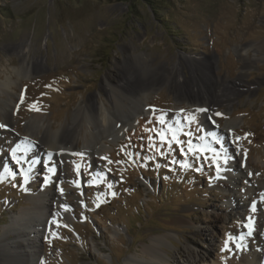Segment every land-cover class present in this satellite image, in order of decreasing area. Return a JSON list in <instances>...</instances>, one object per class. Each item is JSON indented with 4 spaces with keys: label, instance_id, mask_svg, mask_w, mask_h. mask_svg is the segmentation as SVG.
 I'll use <instances>...</instances> for the list:
<instances>
[{
    "label": "rangeland",
    "instance_id": "obj_1",
    "mask_svg": "<svg viewBox=\"0 0 264 264\" xmlns=\"http://www.w3.org/2000/svg\"><path fill=\"white\" fill-rule=\"evenodd\" d=\"M0 89V258L3 232L19 218L25 225L11 227L35 237L33 264H131L163 235L166 264H187L190 250L222 262L244 252L256 263L250 255L264 248V196L252 191L264 182V0H161L154 8L0 0ZM200 91L206 99L192 107ZM116 99L125 110L110 108ZM101 104L112 121L99 126ZM33 116L42 123L31 124ZM80 121L70 147L46 149V127L72 133ZM158 133L181 143H161ZM189 140L209 150L189 152ZM17 145L21 164L11 154ZM211 149L221 154L215 163ZM56 192L62 211L49 206L27 223L21 213L34 198L52 202ZM229 237L235 243L222 251Z\"/></svg>",
    "mask_w": 264,
    "mask_h": 264
},
{
    "label": "bare ground",
    "instance_id": "obj_2",
    "mask_svg": "<svg viewBox=\"0 0 264 264\" xmlns=\"http://www.w3.org/2000/svg\"><path fill=\"white\" fill-rule=\"evenodd\" d=\"M248 63L249 62H247V61H243V65H242L243 72L241 74H243L245 72V69L246 70L249 69ZM240 76H243V75H240ZM0 92H3V91L0 89ZM196 94L197 95L194 98L189 100L190 102L188 101V104H190L192 107L200 106L202 103H200L199 101L201 99H206V98L201 96V95H203V93L201 91L199 93H196ZM213 96L217 97L218 99H220L223 102H229L231 100L230 97H228L227 95H223L221 93H215L214 92ZM181 100L186 101V98L180 99V101ZM1 102L2 101L0 100V103ZM110 102L111 101H107L109 106L111 104H113V108H115V107L118 108L119 106L123 107L124 110L126 108L125 103H121L123 106L119 105L120 101L118 99H116L115 101H113L111 103ZM2 105L5 107L6 102L3 101ZM202 106H205V105H202ZM4 107H3V109H0V113L3 115V118L7 113V111L4 109ZM110 108H112V106H110ZM78 110H80V109H78ZM108 110L103 104H101L98 107L99 114H98V116H97V114H95L96 116H94V118L97 119V121H98L97 123L99 124V126L100 125L102 126L103 124H107V122L112 121L111 117L109 116ZM77 113H79V111ZM90 116L91 115H88L87 119L85 120L86 125L88 123L87 121L92 120V118H90ZM30 123L39 125L42 123V119L39 116L38 117L33 116L30 119ZM82 126H83V122L82 121L78 122L76 124V128L72 131V133L70 132L71 127L62 128V129L57 130V131H52L51 126L46 127L45 142H44L45 144H47V145H45L46 149H50V148H57L58 149V148H61L60 146H64L66 144L70 147L72 145L71 142H75V140H76V137L74 135H76L77 129H79ZM88 128H84V130H83L84 137H86L87 135H90L91 131ZM73 133H74V135H73ZM50 137L52 139H50ZM91 137H93V136L91 135ZM93 141H95V140H93ZM84 144H85V142H84ZM47 151L44 150V152H47ZM33 152L36 153L35 155H37L38 153H39V155H40V153L42 154V152L39 148L37 150H33ZM99 161L100 160L96 158V162H99ZM227 168L230 169L231 166H228ZM1 170L2 171L6 170V165H5L4 160L0 161V171ZM231 180H233V178H230L228 180V183L231 184ZM232 184H234V183H232ZM225 185L226 184L223 182L218 184V186L220 188L225 187ZM252 191L254 192L253 194H255L256 196H261V194L264 193V182L256 185L254 188H252ZM58 193L59 192H56L53 194L54 196L52 197V199H53V200H51L52 202H50L49 199H43L41 202H39L37 198H34L32 203H30L31 206L28 208V210L23 212V214L21 213V215H23V217L26 218V222L31 224L33 222L31 220V216L38 218L40 216L39 212L44 210V212L46 213L47 207H49V206L56 208V211L60 213L62 211L61 208L63 207L62 206L63 204L58 199L59 198ZM235 201L236 200H234L233 205H234V208L237 209L238 205L235 204ZM258 203H259L260 207H262L264 205V204H261L260 201ZM15 222H11L8 229H6L3 232V236L5 238L1 241L2 242L1 247H3L5 249V253H6L5 255L6 256L0 258V264H33L34 261L38 258L37 248L34 245L35 237L31 236L29 233H27L25 231H19L20 228L25 225V223H23V225H22V220H19V218H18L17 223H15ZM262 222H264V212H262ZM13 224H15L16 227H19L18 228L19 230H17V229L12 230L11 226ZM11 232H14V238H17L16 241H13V240L7 241L6 237ZM39 232H40V230H38L36 232V234ZM260 234L264 237V230H263V232H260ZM169 237H170L169 235H163V236H159V237H155L153 239H150L149 244H147L141 251V259L135 258V260L130 261L131 264H166L167 261H165L163 254H165L167 256V252H165L161 249L165 246L164 241L169 239ZM18 239H20V240L18 241ZM243 256H245L244 252L243 253H237L232 258V260H233L232 262L230 260L226 261V262H222L221 260L215 261L209 256L206 257L205 255H200L197 251L190 250V255L187 256V259L185 260V262H187V264H192L191 262H189V260L190 261L192 260L193 262H196V260H198V263L201 262L202 264H238V262H242V264H250L247 261L242 260ZM250 257L252 259H254L253 261L256 262L255 264H264V248H262V250L260 251L259 254H257V255L252 254V255H250ZM248 261H249V259H248ZM176 264H179V263L177 262ZM180 264H185V263H180Z\"/></svg>",
    "mask_w": 264,
    "mask_h": 264
},
{
    "label": "snow or ice",
    "instance_id": "obj_3",
    "mask_svg": "<svg viewBox=\"0 0 264 264\" xmlns=\"http://www.w3.org/2000/svg\"><path fill=\"white\" fill-rule=\"evenodd\" d=\"M201 111H203V110H201ZM185 119L189 123H191L192 120L194 119V117H191V116L190 117H185ZM159 123L160 124H164L165 123L164 119L163 118H160L159 119ZM2 127H5V126L4 125H0V128H2ZM158 135L160 136L161 143H166L167 142V143L171 144L172 142H175L177 145H179L181 143L179 141V139L175 135L172 136L171 141H168L167 138H166V136L163 133H158ZM186 135H188L189 137H191L192 133L191 132H187ZM149 139H150L149 147L151 148L153 146L151 144V139L152 138L150 137ZM217 142L219 143V141H217ZM208 150L209 149H201V148H198V147L197 148H193V145H192L191 140L188 141V151L189 152H193V153L200 152L201 154H203L204 152H206ZM19 151H20V146L19 145H17L15 148H13L11 150V154H12L13 160L17 164H21L22 163V160H23V157L22 156H18L17 155V153ZM211 151L213 152V155H214V158H215L214 159V163H215V160H218L221 154L218 153L215 149H211ZM182 152H183V149H182ZM161 155H163V153H161ZM102 159H106V158H102ZM223 159H224V162L227 163L228 157H227L226 154L224 155ZM108 163L111 164L113 162L112 161H108ZM173 163H175V161H173ZM181 167H185L186 168V167H189V165L183 164V165H181ZM197 170L199 171V169H197ZM220 170L221 169H220L219 163H216V171H217V174H219ZM50 171H53L54 172V168L53 169H50ZM24 180H25V182H27V174L24 175ZM109 187H111V185H109ZM112 195H115V193H112ZM261 195L264 196V193H262ZM252 210L255 211V203H253V205H252ZM245 227H247L249 229V235H251V231H252V229H251V218H249V223L246 224ZM235 239L236 238L229 237L227 240H225L224 247H223L222 251H224V250H231V249H229V241H232L233 243H235ZM239 240L242 241L243 240V236H240L239 237ZM236 247L238 249H242L243 248V245H242V243L236 244Z\"/></svg>",
    "mask_w": 264,
    "mask_h": 264
},
{
    "label": "trees",
    "instance_id": "obj_4",
    "mask_svg": "<svg viewBox=\"0 0 264 264\" xmlns=\"http://www.w3.org/2000/svg\"><path fill=\"white\" fill-rule=\"evenodd\" d=\"M143 2H146L147 4H149L150 6H152L153 8L158 6L161 3V0H142Z\"/></svg>",
    "mask_w": 264,
    "mask_h": 264
}]
</instances>
